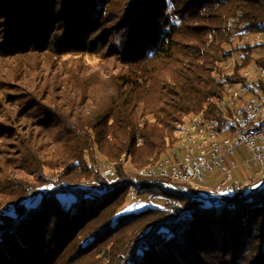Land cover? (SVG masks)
I'll list each match as a JSON object with an SVG mask.
<instances>
[{
	"label": "trees",
	"instance_id": "obj_1",
	"mask_svg": "<svg viewBox=\"0 0 264 264\" xmlns=\"http://www.w3.org/2000/svg\"><path fill=\"white\" fill-rule=\"evenodd\" d=\"M259 32L264 0H0V264H264L262 181L135 175L193 114L227 122V82L264 91Z\"/></svg>",
	"mask_w": 264,
	"mask_h": 264
},
{
	"label": "built area",
	"instance_id": "obj_2",
	"mask_svg": "<svg viewBox=\"0 0 264 264\" xmlns=\"http://www.w3.org/2000/svg\"><path fill=\"white\" fill-rule=\"evenodd\" d=\"M250 40L264 43V32L255 34ZM225 66L228 67V64ZM249 73L250 69L242 72L244 79L254 85V77L249 76ZM257 73L259 80L262 79L264 83V67H259ZM234 84H240L244 93H252L243 84ZM231 85L225 88L226 100L222 99L219 105L222 112H229V115H224L227 122L221 125L217 119L208 117L204 109L190 116L188 123L181 122L175 138L178 140V150L184 151V155L176 158V166L172 170H164L160 175L200 191L206 186L207 176L222 168L223 179L215 188L227 193L231 189L233 171L237 165L231 162L225 166L224 159L234 154L237 147L244 146L250 152V157L241 164L245 168H258V180L262 181L261 187L264 186V91L254 86V95L241 104L243 99L240 91ZM138 173L143 176L153 175L146 168L140 169ZM211 190L208 188V191Z\"/></svg>",
	"mask_w": 264,
	"mask_h": 264
},
{
	"label": "rangeland",
	"instance_id": "obj_3",
	"mask_svg": "<svg viewBox=\"0 0 264 264\" xmlns=\"http://www.w3.org/2000/svg\"><path fill=\"white\" fill-rule=\"evenodd\" d=\"M210 36V35H209ZM255 35H251V36H246L245 40H249L250 42H252V40H250L251 38H253ZM253 54L255 56H264V47L263 48H256L254 49L253 51ZM227 65V64H226ZM233 65V61H230L228 62V67H232ZM260 66H256L254 64H251L250 65V73H249V76H253L254 77V82L258 81L260 78H259V75L257 73V69L259 68ZM242 77H245L243 76V74H241ZM263 81V80H262ZM237 83V82H236ZM232 84V85H231ZM231 85V87L233 89H236V90H239L240 91V97L243 99V101L241 102V104H243L244 101L248 100L251 96L254 95V93H244L242 91V86L240 84H234L232 82H227L225 87H224V90H223V96L222 98L219 100L218 102V105H220V101L223 99V100H226V94H225V88L227 86ZM224 115H229V112L228 111H223ZM196 114H193L192 116H194ZM188 120L189 119H186L184 120L183 122L184 123H188ZM175 146L177 147L176 149ZM184 155V151H180L178 150V140H176L175 144H174V147L171 148L168 153L166 155H163L155 164L154 166L150 167L148 166L147 168L149 169V171H151L153 173V175L151 176H146V178H158L160 179L161 181L163 182H166V183H169L168 182V178L164 177L163 175H160L162 173V171L166 170V171H169V170H172L174 168V166H176V158H179V157H182ZM250 157V152L248 151V149L244 146H239L235 149V153L233 155H229L227 156L225 159H224V162L225 163H231V162H235L237 164L240 163L241 160L243 159H248ZM170 160V162H166ZM223 162V163H224ZM122 163L124 164V169L126 171H129L130 168H129V161L126 159V158H123L122 160ZM111 169L113 170V167L111 166V164H104L103 167L101 168V171L103 173H111ZM157 170V171H155ZM132 171V169H131ZM135 171V170H134ZM139 170H136V174L135 175H139L138 173ZM155 175H158L156 177H154ZM160 175V176H159ZM221 172L220 171H216L215 173L212 174V176H210V182L211 184H206V186H211V187H217L218 184L220 183V181L223 179V175H222V178H221ZM143 176V175H142ZM140 176V177H142ZM208 176V177H209ZM233 177L236 178V180L240 181V182H243V183H247V182H250L251 180H256L258 179V168L256 167H251V168H247L245 169V167H243L242 165L241 166H238L237 168H235L234 172H233ZM168 179V180H166ZM212 182H214V184L212 185ZM204 184V183H203ZM230 185V184H229ZM211 192H213L211 190ZM152 200L156 203V204H160L161 201H160V198H152ZM148 196L147 195H144V196H136L135 194H133L132 192L129 194L128 196V199H127V202H126V205H125V210H128V209H132V210H135V209H138L140 207H142V205H148L149 202H148ZM4 212H8V213H11V208L10 207H6L4 209Z\"/></svg>",
	"mask_w": 264,
	"mask_h": 264
},
{
	"label": "crops",
	"instance_id": "obj_4",
	"mask_svg": "<svg viewBox=\"0 0 264 264\" xmlns=\"http://www.w3.org/2000/svg\"><path fill=\"white\" fill-rule=\"evenodd\" d=\"M232 155H233V154H232ZM243 160H244V159H243ZM243 160H241L239 164H237V163H235V162H232V163H235V164L237 165V167H238V166H241V165H242L241 163H242ZM228 164H229V163H225V162H224V165H225V166H228ZM245 169H247V168H245ZM216 171H220V172H221V175H220V176H221V178H222V175H223L222 168L215 170L213 173H215ZM213 173H211L210 176H212ZM208 176H209V175H208ZM208 176H207V178H206L205 185H206V184H211V182H210V176H209V177H208ZM213 184H214V182H212V185H213ZM210 187H211V186H210Z\"/></svg>",
	"mask_w": 264,
	"mask_h": 264
},
{
	"label": "water",
	"instance_id": "obj_5",
	"mask_svg": "<svg viewBox=\"0 0 264 264\" xmlns=\"http://www.w3.org/2000/svg\"><path fill=\"white\" fill-rule=\"evenodd\" d=\"M260 181H261V180H260ZM260 187H261V185H260ZM208 188H212V191H213V192H215V191L220 192L219 190H217V189L214 188V187H207V186H204L200 191H206V192H208L210 195H213L214 193L208 191ZM200 191H197V192H200ZM221 193H222V192H221Z\"/></svg>",
	"mask_w": 264,
	"mask_h": 264
}]
</instances>
